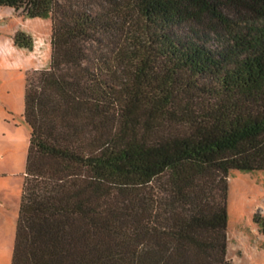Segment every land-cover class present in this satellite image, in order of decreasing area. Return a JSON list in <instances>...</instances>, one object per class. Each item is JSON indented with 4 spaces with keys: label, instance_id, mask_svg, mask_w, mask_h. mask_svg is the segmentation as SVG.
<instances>
[{
    "label": "trees",
    "instance_id": "trees-1",
    "mask_svg": "<svg viewBox=\"0 0 264 264\" xmlns=\"http://www.w3.org/2000/svg\"><path fill=\"white\" fill-rule=\"evenodd\" d=\"M0 6L52 30L12 264H233L228 176L264 170V0Z\"/></svg>",
    "mask_w": 264,
    "mask_h": 264
},
{
    "label": "rangeland",
    "instance_id": "rangeland-1",
    "mask_svg": "<svg viewBox=\"0 0 264 264\" xmlns=\"http://www.w3.org/2000/svg\"><path fill=\"white\" fill-rule=\"evenodd\" d=\"M20 31L31 37V48L15 45ZM51 33L49 18L0 6V264H12L27 167L26 79L49 67ZM228 183V258L233 264H264V233L254 219L256 212L264 217V170H231Z\"/></svg>",
    "mask_w": 264,
    "mask_h": 264
}]
</instances>
